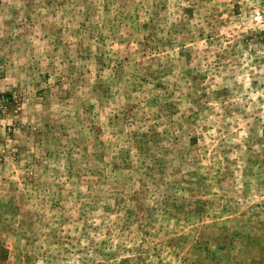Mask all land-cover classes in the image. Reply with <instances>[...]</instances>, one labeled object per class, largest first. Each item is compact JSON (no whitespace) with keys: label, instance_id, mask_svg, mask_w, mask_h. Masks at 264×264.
I'll return each instance as SVG.
<instances>
[{"label":"rangeland","instance_id":"rangeland-1","mask_svg":"<svg viewBox=\"0 0 264 264\" xmlns=\"http://www.w3.org/2000/svg\"><path fill=\"white\" fill-rule=\"evenodd\" d=\"M0 264H264V0H0Z\"/></svg>","mask_w":264,"mask_h":264}]
</instances>
